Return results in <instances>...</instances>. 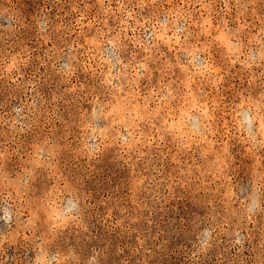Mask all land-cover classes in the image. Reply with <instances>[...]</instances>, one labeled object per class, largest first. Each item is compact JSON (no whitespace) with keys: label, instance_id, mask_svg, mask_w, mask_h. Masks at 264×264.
<instances>
[{"label":"rangeland","instance_id":"rangeland-1","mask_svg":"<svg viewBox=\"0 0 264 264\" xmlns=\"http://www.w3.org/2000/svg\"><path fill=\"white\" fill-rule=\"evenodd\" d=\"M262 118L264 0H0V264H264Z\"/></svg>","mask_w":264,"mask_h":264},{"label":"snow or ice","instance_id":"snow-or-ice-1","mask_svg":"<svg viewBox=\"0 0 264 264\" xmlns=\"http://www.w3.org/2000/svg\"><path fill=\"white\" fill-rule=\"evenodd\" d=\"M222 39H223L222 37L217 36V37H215V39H214V41H213L212 43L215 44V43H217V42L222 41ZM206 54H207V56L209 57V60H210V61H211V58H212L213 56L216 55V53H215L211 48H209V49L207 50ZM202 63H203V62H202ZM213 66H214V62H211V63L208 65L209 68H213ZM220 71L222 72L223 69L221 68ZM262 120H264V118H262ZM260 126H261L262 129H264V122H262Z\"/></svg>","mask_w":264,"mask_h":264}]
</instances>
